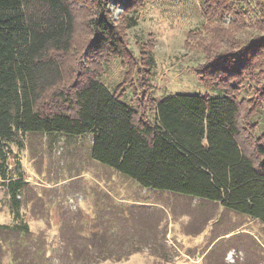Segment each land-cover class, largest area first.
<instances>
[{
  "label": "trees",
  "instance_id": "16d2710c",
  "mask_svg": "<svg viewBox=\"0 0 264 264\" xmlns=\"http://www.w3.org/2000/svg\"><path fill=\"white\" fill-rule=\"evenodd\" d=\"M114 1L126 11L151 6L163 29L183 26L191 4ZM244 1L262 15L256 19L258 32L238 39L235 23L226 29L217 25L216 39L204 48L200 75L214 72L224 93L155 99L150 96L155 63L128 47V21L113 18L110 0H0L1 175L6 178L2 164L16 136L90 133L92 157L142 187L218 201L264 221V136L255 143L256 155L246 148L253 143L250 119L264 100V85L247 103L237 99L234 87L252 75V59L264 57L258 54L264 51V0ZM83 4L84 55L73 52L75 6ZM204 7L210 18L232 15L239 25L247 14L233 0H206ZM257 66L264 72L263 61ZM20 183H9L12 196Z\"/></svg>",
  "mask_w": 264,
  "mask_h": 264
},
{
  "label": "rangeland",
  "instance_id": "374dc122",
  "mask_svg": "<svg viewBox=\"0 0 264 264\" xmlns=\"http://www.w3.org/2000/svg\"><path fill=\"white\" fill-rule=\"evenodd\" d=\"M233 1L247 12L240 25L232 15L210 18L206 0H191L185 24L163 29L151 6L128 12L110 0L113 18L128 21V47L155 63L151 97L224 93L214 72L200 75L204 48L216 39L217 25L235 23V36L246 39L258 32L256 19L262 16L253 3ZM75 9L73 52L84 55L87 9ZM262 58L252 59V75L242 84L233 82L239 101H251L263 87L264 72L257 66ZM127 93L132 95L130 87ZM250 120L253 143L246 148L256 155L255 143L264 136V100ZM9 145L2 164L6 178L0 171V264H264L262 219L207 198L144 188L92 157L90 133H28ZM17 180L20 188L12 196L9 183Z\"/></svg>",
  "mask_w": 264,
  "mask_h": 264
}]
</instances>
